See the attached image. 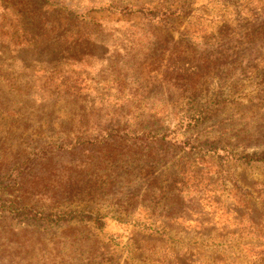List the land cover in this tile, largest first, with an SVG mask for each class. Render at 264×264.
<instances>
[{
  "label": "rangeland",
  "instance_id": "1",
  "mask_svg": "<svg viewBox=\"0 0 264 264\" xmlns=\"http://www.w3.org/2000/svg\"><path fill=\"white\" fill-rule=\"evenodd\" d=\"M0 264H264V0H0Z\"/></svg>",
  "mask_w": 264,
  "mask_h": 264
}]
</instances>
